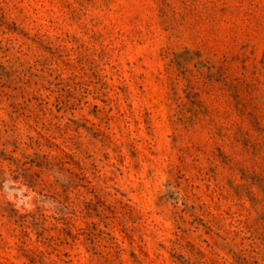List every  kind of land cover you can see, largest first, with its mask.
I'll return each mask as SVG.
<instances>
[{
	"label": "rangeland",
	"instance_id": "rangeland-1",
	"mask_svg": "<svg viewBox=\"0 0 264 264\" xmlns=\"http://www.w3.org/2000/svg\"><path fill=\"white\" fill-rule=\"evenodd\" d=\"M0 264H264V0H0Z\"/></svg>",
	"mask_w": 264,
	"mask_h": 264
}]
</instances>
